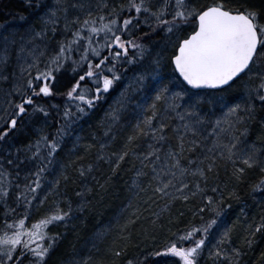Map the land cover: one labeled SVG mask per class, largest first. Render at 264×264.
<instances>
[{
    "label": "snow or ice",
    "instance_id": "snow-or-ice-1",
    "mask_svg": "<svg viewBox=\"0 0 264 264\" xmlns=\"http://www.w3.org/2000/svg\"><path fill=\"white\" fill-rule=\"evenodd\" d=\"M35 3L41 10L42 27L28 25L19 31H0V121L7 124L0 130V140H6L18 120L30 111L43 113L46 122L50 110L40 100L54 93L62 70H70L72 76L62 93L63 111L59 112L56 105L61 120L54 134H41L23 146L27 156L21 154L20 147L0 144V264H47L60 237L49 225L66 224L74 211L72 201L56 191L61 177L67 180L63 165L60 173L46 183V173L62 146L67 125L73 116L94 107V102L124 75L121 69L143 65L160 33L167 37L182 33L170 55L173 72L167 81L160 75L163 57L159 52L150 64L134 72L121 90L126 100L131 99L127 95L130 89H145L149 83L155 87L149 89L150 94L142 93L141 102L131 101L135 122L115 151L109 150L115 135L112 125L122 118L118 109H112L96 161L108 163L115 170L131 156L139 165L133 186L140 187L138 178L147 177L156 198L167 201L165 207L173 200L187 201L200 195L202 203L197 212L202 214L207 209L213 215L207 220L201 215L203 222L199 225L188 224L173 232L161 251L177 257L174 264H200L205 248L208 257L214 258L213 264H223L224 260L238 264L242 252L229 247L230 228L208 247L210 229L218 225L223 208L216 199L219 186L207 181L214 169L219 171L221 161L232 165L237 180L253 167L264 173V143L258 145L249 139L253 128L264 133V0ZM189 25L191 30L184 31ZM241 80V98L229 100L221 95ZM193 89L211 90L209 104L219 105L221 110H204L199 92ZM93 167V163L87 165L88 169ZM80 174H85L83 165ZM251 187L264 193V175ZM49 194L56 197L51 206L29 223L33 207L43 205ZM82 204L76 207L81 209ZM157 220L153 213V222ZM261 220L264 222V217ZM262 227L264 223L255 225L257 230ZM96 238L101 239L102 234ZM112 253L119 257L121 249L117 247ZM89 258L85 255L68 264H87ZM138 260L143 257L130 258L125 264H137Z\"/></svg>",
    "mask_w": 264,
    "mask_h": 264
},
{
    "label": "trees",
    "instance_id": "trees-1",
    "mask_svg": "<svg viewBox=\"0 0 264 264\" xmlns=\"http://www.w3.org/2000/svg\"><path fill=\"white\" fill-rule=\"evenodd\" d=\"M197 2L206 3L207 0H197ZM36 12L38 9L35 0H31V3L29 0H0V26L19 19L30 18ZM190 30L191 25L184 29V31ZM177 37L182 38V33H175L171 37L160 33L159 39L154 40L149 54L143 61V65L150 64L151 58L159 52L163 57L160 75L165 81L170 78V73L173 72L170 66V55ZM143 65L133 64L127 69H121L124 75L114 82L108 92L94 102V107L83 114L78 113L73 116L71 123L67 125V134L62 139V146L57 149L54 162L60 171L61 165L64 166L63 171L67 176L64 191L75 208L67 222L69 225L67 223L60 227L49 225V229L60 233V237L47 257V264H57L62 257L67 260L75 256L73 253L82 251L86 252L84 255H90L87 264H99L100 261L110 262V264H125L128 259L139 256H142L143 260H138L137 264H170L168 261L171 258H178L170 253L162 252L161 248L172 237L173 232L188 224L199 225L203 222L201 215L205 220L213 215V213L207 215L206 209L202 214L197 212L199 206L195 202L183 199L173 200L171 205L165 207L167 201L156 198L152 186L147 185V177L138 178L142 181L140 187L133 186V180L137 179L135 169L139 165L131 156L122 161L115 170L108 163L96 161V152L99 143L102 142L100 118L102 119L106 113V107L113 102L125 76L140 69ZM71 76L70 70H62L55 82L54 93L50 97L40 100V103L48 106L50 110L46 122L43 113L33 114L31 111L24 115L22 120H18L15 135L18 138L16 143L22 149V155H28L23 151V146L34 141L41 134H54L60 126L57 121L61 120L59 112L63 111L65 100L62 93L69 86ZM148 79L151 81L152 78ZM236 84L227 88L221 95L231 93L227 94V99L232 100ZM154 87V83H149L145 89H141L139 93L135 94L132 100L141 102L142 93L150 94L149 89ZM132 100L128 102L130 105L126 117H122L120 124L113 128L115 135L109 145L111 151L120 147L131 123L135 122L133 113L135 105L131 102ZM56 105H59V112ZM73 111L75 110L73 109ZM128 121L130 123H126ZM249 139L259 145L264 143V133L253 128ZM74 144L75 147H73ZM90 144L92 147H89ZM89 163H93L94 167L88 173L87 165ZM81 165L85 169L84 175L88 176L85 180H83L85 176L80 174ZM261 175L264 173H261L259 168L253 167L246 169L243 178L237 180L233 175L232 165L221 161L219 171L214 169L209 174L207 181V183L219 186L220 198L223 197L220 200L223 208L220 215L225 213L224 216H226L234 206L239 207L242 203L248 204L247 215H237L234 211L233 217H229L228 220L232 222L230 235L233 241L243 250L247 248L246 245L250 241L249 247L253 253L251 258L254 259L260 257L259 251L264 244V235L255 233V225L260 223L261 218L264 217V202H260L255 207V203L252 204L251 199L256 196H264V193L254 192L251 186ZM145 185L147 186L145 187ZM81 189L83 192L77 196L76 193L81 192ZM81 202H83L82 208L78 209L76 205ZM225 204L227 207H224ZM153 213L158 217L156 222H153ZM215 226L210 229L211 234L207 237V241L215 231ZM94 233L102 234V238L97 239ZM117 247L121 249L119 257L113 256L112 253V250ZM154 252L158 255H154Z\"/></svg>",
    "mask_w": 264,
    "mask_h": 264
},
{
    "label": "rangeland",
    "instance_id": "rangeland-1",
    "mask_svg": "<svg viewBox=\"0 0 264 264\" xmlns=\"http://www.w3.org/2000/svg\"><path fill=\"white\" fill-rule=\"evenodd\" d=\"M253 2H257V0H253ZM40 11L41 10H38V12H36L30 18H23V19H19L17 21H14V22H9V23L3 24V25L0 26V31H6V32L19 31V30H23L28 25H33L37 29H39L43 25V21L40 18ZM48 35L51 36L52 33L49 32ZM155 56H153V57H155ZM146 65H147V63H146ZM135 71H133L131 74H128V75L125 76L123 83L121 84V86L117 90L118 92H117V94H116L113 102L106 107V109H105V112L106 113L103 115L102 119L100 118V126L102 127L101 128V131L102 132H103L104 127L111 122L110 113H111L112 109L113 108L118 109L121 118L122 117L125 118L126 115H127V111L129 110V105H130L128 102L130 100H132V97L135 94H137V93L140 92V90H141L140 88H137L134 91L130 89L128 91V93H127L128 97L131 98L130 100H126L124 97L121 96V90L124 89L125 85L129 83V79L134 76V72ZM234 88H236V90H235V93H234V96H233L232 99H239V98H241L243 96V94H244L243 81L242 80L241 81H238V83L236 84V86ZM208 93L209 92H206V91L199 92V94H200V104H201V107L204 110H206V111L210 110V111H213V112H219L221 110L219 105H210L209 104V100L211 99V97H210V95ZM227 94L230 95L231 93H227ZM227 94H224V96L226 98H227ZM193 98L195 99V97H193ZM122 103L125 105L123 108L120 107V105ZM120 122L121 121L117 122L116 124H113L112 127L115 128L117 125L120 124ZM2 127H7V124L4 123L3 121H0V130H2ZM16 131H17V128L16 127L12 128L10 130V133L7 134V139L6 140H0V144L12 145L13 148L18 147V144L16 143V140H18L17 135H15L16 134ZM91 170L92 169H88L87 168V172L88 173ZM58 173H60V168L59 167L56 168L55 162H53L52 166L48 169V172L46 173V175L48 176V180L46 181V183H49L53 177H56L57 176ZM84 176H81V177H84L83 180H85V179L88 178L87 174L84 175ZM66 181L67 180H64L61 177V184L59 185L58 189L56 190L57 191V195L60 196L61 198L64 197V196H67L68 197V195L65 194L66 191H64V183ZM208 184L209 185H215V184L209 183V182H208ZM209 194H212L210 192V189H209ZM55 198L56 197L53 196V194H49L48 197L45 200V203L43 205H40V206H37V207H33L32 211H31V216L29 218V223H31L36 218L42 217V215L45 213V211L51 206V204H52V202H53V200ZM216 199L218 201L221 200L220 193L216 195ZM187 201H193L199 207L201 206V203H202V200H201V197H200L199 194L196 195V196H194V197H190V199L187 200ZM251 201H252V204L255 203V207H257V204H260V202H264V196L263 195L262 196H256V198H252ZM61 203H63V204L66 205L67 204V201L61 199ZM220 204H221V201H220ZM255 207L253 206V208H255ZM74 208L75 207L73 206V209ZM247 208H248V204L242 203L239 207L238 206H234L233 209H232V211L229 212L228 214H226V216H224L225 213H223V214L220 215L219 220H218V225L215 226V231L213 232L211 238L208 240V247L209 248L212 246V244H214L216 242V239L219 237L220 233L225 228H230V230H231V228H232V222H231V220H228V219H229V217L230 218L233 217V214L232 213H234V211H235L237 215L240 214L241 216H245V215H247ZM205 212H206L207 215H209V213H211L207 209L205 210ZM260 223H264V222L261 221ZM62 225H64V224L63 223H57V224H55L53 226L60 227ZM67 225H69V223H67ZM256 232L259 235H264V227H262L259 230L256 229L255 230V233ZM97 234L98 233H94L95 236H97ZM250 245H251V243L249 241V244L246 245L247 248L245 250H243L235 241H233V238L230 235L229 247L239 248V249H241V252H242V255L240 257V260H239L238 264H260V262H262L261 264H264V255H262V253H264V244L261 246V250L259 251L261 255H260V257L258 256L257 259L251 258L253 253L250 251V247H249ZM74 254H75V256H73L72 258H69L67 260L66 259H63L65 257H62L58 261L57 264H68L69 261H73L74 262L77 259H82L83 256H85L84 254H86V252L85 251H82L81 253L80 252H75V253H73V255ZM87 256L90 257V255H87ZM213 259L214 258H209L208 257V248H205L202 256L200 257V264H213ZM176 260H178V259L171 258L168 261V263L174 264V261H176ZM223 264H228L227 260H224Z\"/></svg>",
    "mask_w": 264,
    "mask_h": 264
},
{
    "label": "water",
    "instance_id": "water-1",
    "mask_svg": "<svg viewBox=\"0 0 264 264\" xmlns=\"http://www.w3.org/2000/svg\"><path fill=\"white\" fill-rule=\"evenodd\" d=\"M192 91H211V90H209V89H199V90H197V89H193Z\"/></svg>",
    "mask_w": 264,
    "mask_h": 264
}]
</instances>
